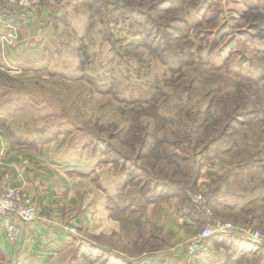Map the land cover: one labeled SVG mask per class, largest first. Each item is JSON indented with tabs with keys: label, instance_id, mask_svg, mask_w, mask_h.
I'll return each instance as SVG.
<instances>
[{
	"label": "rangeland",
	"instance_id": "374dc122",
	"mask_svg": "<svg viewBox=\"0 0 264 264\" xmlns=\"http://www.w3.org/2000/svg\"><path fill=\"white\" fill-rule=\"evenodd\" d=\"M19 1L0 0L1 51L18 42L26 24L43 32L42 9L55 35L43 48L39 41L32 52L0 55L6 86L0 89L6 118L0 119V166L15 168V154L4 153L7 143L34 145L63 135L68 145L84 144L91 159L86 169L99 153L110 169L124 172L134 210L121 213L132 200L119 194L109 216L126 232L131 222L138 236L131 246L122 244L112 230L97 229L105 217L83 230L0 174L6 186L30 196L36 217L21 229L53 220L77 235L60 264H264V246L246 234L228 243L211 238L199 253L180 257L173 233L164 237L142 214L150 202L167 205L170 198L187 208L184 196L202 192L211 216L193 224L188 240L216 222L264 236V0H37L23 9L13 4ZM72 150L64 154L75 166L80 157ZM50 183L64 196L83 185ZM154 185L161 198L144 204ZM164 185L180 187L182 197H167ZM84 243L92 248L79 247ZM95 246L108 247V254L102 259Z\"/></svg>",
	"mask_w": 264,
	"mask_h": 264
},
{
	"label": "crops",
	"instance_id": "0c3cea01",
	"mask_svg": "<svg viewBox=\"0 0 264 264\" xmlns=\"http://www.w3.org/2000/svg\"><path fill=\"white\" fill-rule=\"evenodd\" d=\"M42 11L44 14H42L40 21L44 22L46 26L43 32L40 33L38 29L34 27L31 30L30 24H26V31H20L18 42L11 47H7L4 51L0 50V55H2L3 58L7 57L8 54L14 55L16 52H19L18 55L23 52H32L37 49L35 46L38 47L39 41L41 42L39 45L43 48L52 38L54 39L55 31H53V27L51 26L48 11L44 9H42ZM54 18L56 17L52 16L53 21ZM0 84H2L0 85V89L6 88L3 80ZM0 119L6 120V118L2 116H0ZM2 128L5 129V126H2ZM10 135L11 132L8 133V137ZM63 137V135H58L53 141L48 139L40 143L37 140H32L34 141V145L25 144L23 141L15 142L13 145L7 143L4 153L6 157L15 154L13 156V165L15 164V168L13 169L11 165L6 168L0 166V174L7 177V182L22 185L26 191L29 189L36 193V197L39 201H43L45 204L44 208L48 213L50 211L54 215L61 214L65 219L72 220V222L80 226L83 230L91 227L93 223L98 224L99 220L105 217L107 222L105 225L99 228L97 227V229L106 233L112 230L114 235L117 236L116 239L118 241L128 247L131 246L134 243V239L138 236L136 227L131 225L130 222L129 227L131 231L126 232V228H118L117 224H121L120 221L112 220L109 216L111 212L116 210V207L111 205L112 202L110 201H116V197L119 194H124L132 200L129 205L125 206L121 213H124L130 208L131 211L134 210L132 206L134 201L132 197L134 195H129L128 189L131 190V188L128 187V182H126L124 178V172L119 169L117 173L115 170L110 169V162L106 160L102 161L100 159L102 156L99 157V153H96L97 156L95 155L96 164L94 167L92 169H86L89 168V164L86 161V159L89 158L84 154L87 149L86 146L84 144L68 145L63 142ZM1 146L2 145H0V147ZM72 148L75 157H80L75 163V166H72L74 164H72L70 160H66L69 157L66 158L64 154V152L70 151ZM89 160L91 161V159ZM5 161L9 160L6 159ZM52 178L57 181L66 180L71 188L74 186L75 182L83 184L84 186L80 185V192L77 194L68 193L66 196L55 195L53 191L56 185L50 183ZM217 198H215V200H217ZM169 200L167 205H160V203L154 201L150 202L145 207L144 211H142L144 215L143 221L150 228L163 234L164 237L168 232L173 233L171 236V245L180 248L179 251L181 252H178V254L182 257L186 255L184 252L188 241L187 232H192L190 229L194 227V223L200 224L203 218L207 222L209 218L203 213L198 214L195 212V209H187L184 207V202H180L177 198ZM163 201L167 200L164 199ZM153 213L155 216L152 219L149 215ZM45 221H34L23 225L20 239L14 244L5 240V234L3 230L0 229V264H60V259L63 257V254L74 247L79 237L77 235L67 234L66 231L61 229V224L51 222L53 220ZM93 227H95V225ZM126 234L130 235L128 236ZM238 235L239 234L232 232L216 235L211 238L212 241L218 240L223 241V243H228L231 241L228 239L230 236L238 237ZM186 238L187 240L184 242ZM206 241H204L197 250L198 253L202 247H205ZM85 246L92 248L91 243L79 245V247L82 248H85ZM238 246L242 247L244 245L240 243ZM95 247L100 256L102 255V259L104 257L102 252L107 254L109 252L104 249L108 247H102V249L99 248V246ZM159 253L161 252H155L157 255H160ZM216 254L219 256V260L225 259L224 252H216ZM96 260L98 261L99 258H96ZM91 261L95 263L93 258Z\"/></svg>",
	"mask_w": 264,
	"mask_h": 264
},
{
	"label": "built area",
	"instance_id": "2783aa9c",
	"mask_svg": "<svg viewBox=\"0 0 264 264\" xmlns=\"http://www.w3.org/2000/svg\"><path fill=\"white\" fill-rule=\"evenodd\" d=\"M37 0H20L18 3L22 5V9L26 8L31 3H36ZM24 11V10H23ZM12 34L3 37L9 41ZM22 187L6 186L0 181V226L4 229L6 240L14 244L17 242L21 234L22 222L35 219V211L30 207V196H28ZM191 203L196 209L200 208L202 213L210 218V209L208 207L205 195L202 192L190 194ZM214 224V223H213ZM204 225L198 230L186 243L185 253L189 255L196 254L202 243L207 239L226 233H237L239 235H248L250 240L264 246V236L258 231L239 230L237 226L230 222H216L214 225ZM72 231V229H70Z\"/></svg>",
	"mask_w": 264,
	"mask_h": 264
},
{
	"label": "trees",
	"instance_id": "16d2710c",
	"mask_svg": "<svg viewBox=\"0 0 264 264\" xmlns=\"http://www.w3.org/2000/svg\"><path fill=\"white\" fill-rule=\"evenodd\" d=\"M157 187V188H156ZM164 189H162L163 193L165 192L166 196L168 197L169 195L173 196V195H180L182 193L180 187L174 186L171 187V185H164L163 186ZM173 188V189H171ZM177 188V189H176ZM215 189H217V187H215ZM158 195L159 198H161V194H160V189L158 188V186L154 185L153 189H152V194L150 197H147L144 201V204H147L152 198L155 199V196ZM207 195V194H206ZM181 196V195H180ZM216 195H212V198L215 197ZM164 197V196H162ZM182 197V196H181ZM184 201L188 202V209H192L194 210L193 205L191 204L190 200L188 197L184 196ZM196 212V211H195Z\"/></svg>",
	"mask_w": 264,
	"mask_h": 264
}]
</instances>
